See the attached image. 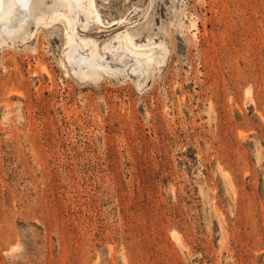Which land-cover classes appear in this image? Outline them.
Returning <instances> with one entry per match:
<instances>
[{"label":"rangeland","instance_id":"374dc122","mask_svg":"<svg viewBox=\"0 0 264 264\" xmlns=\"http://www.w3.org/2000/svg\"><path fill=\"white\" fill-rule=\"evenodd\" d=\"M89 2L0 32V264H264V0Z\"/></svg>","mask_w":264,"mask_h":264},{"label":"bare ground","instance_id":"6f19581e","mask_svg":"<svg viewBox=\"0 0 264 264\" xmlns=\"http://www.w3.org/2000/svg\"><path fill=\"white\" fill-rule=\"evenodd\" d=\"M50 1L51 2L48 3L47 0H0V32H5V33L11 35L15 31L16 32L20 31L19 35L23 36L26 34V30H28L27 29L28 24H26L27 25V28H26L25 23H27V22L29 23V21H30L29 18L32 19L34 21V23L37 24L38 21L40 20V18L42 17L43 13L49 12V11H54V10L58 9L59 7L68 8L69 13L66 15V18L70 24L73 23V21H74L72 18V15H73L72 12H74L75 8H79V10H82L85 14L84 15L85 17L93 11V8H92V11L90 10V7L92 5L91 2H89V4H87V6H86L83 3V0H50ZM85 1L87 3V0H85ZM14 5H16L17 10H19L18 9L19 7L23 8L22 15L18 16L16 18L10 16V13H11ZM38 8H39V11L37 12ZM97 19H99V18H97ZM74 32L68 36L66 35L67 39H68V43L70 44L69 49L67 48L68 49L67 56H68V60L73 64L72 68L74 69V71L77 74L78 73L83 74V76L96 74L99 67L103 68L101 63L98 61L100 58V55L96 52V50H97L96 46L91 45L92 47L89 48L88 51L85 52V50H83V49L86 46H88L90 43L88 44V41L85 40V38L84 39L79 38L77 40L76 34ZM126 33H127V31H126ZM118 44H119L118 46L122 47L123 50H129L130 53L132 52L133 54L140 56L142 58L140 60L154 61L156 58L155 57V51L153 48H150V49L139 48L141 45L135 44L131 40V38L127 35L120 36V40L118 41ZM146 47H147V45H146ZM108 52H109V50H108ZM123 54L125 55V53H123ZM82 66H84L86 68V70H84ZM151 66H152V64H151ZM108 68H110V67H108Z\"/></svg>","mask_w":264,"mask_h":264}]
</instances>
